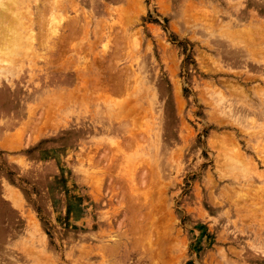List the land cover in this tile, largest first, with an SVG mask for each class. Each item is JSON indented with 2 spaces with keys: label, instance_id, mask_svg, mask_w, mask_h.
Masks as SVG:
<instances>
[{
  "label": "rangeland",
  "instance_id": "1",
  "mask_svg": "<svg viewBox=\"0 0 264 264\" xmlns=\"http://www.w3.org/2000/svg\"><path fill=\"white\" fill-rule=\"evenodd\" d=\"M262 34L264 0H0V264H264Z\"/></svg>",
  "mask_w": 264,
  "mask_h": 264
},
{
  "label": "bare ground",
  "instance_id": "2",
  "mask_svg": "<svg viewBox=\"0 0 264 264\" xmlns=\"http://www.w3.org/2000/svg\"><path fill=\"white\" fill-rule=\"evenodd\" d=\"M12 22H13V21H12ZM14 24H15V23H14ZM10 25H11V24H10ZM12 25H13V24H12ZM72 31H73V30H72ZM250 31H251V30H250ZM252 31H253V29H252ZM260 31H261V30H260ZM251 33H252V32H251ZM256 33H257V32H256ZM257 35H258V34H257ZM262 35H263V34H262ZM263 36H264V35H263ZM65 39H66V38H65ZM252 39H253V38H252ZM262 39H264V38H262ZM254 41H255V40H254ZM262 41H263V40H262ZM262 41H261V43H262ZM14 44H15V43H14ZM251 49H253V48H251ZM248 50H250V49H248ZM248 50H247V52H248ZM257 50H259V48H258ZM259 51H260V50H259ZM241 52H243V50H242ZM244 52H246V51L244 50ZM250 52H251V51H250ZM250 52H249V53H250ZM252 52H253V50H252ZM254 52H255V54H256V53H259V52H256V51H254ZM254 52H253V53H254ZM263 53H264V52H262V54H263ZM241 54H242V53H241ZM250 54H251V53H250ZM250 54H248V55L250 56ZM255 54H253V55L256 56ZM253 55H251V56L254 57ZM243 56H244V55H243ZM257 56H258V55H257ZM260 56H261V55H260ZM260 56H259V57H260ZM256 58H257V57H256ZM263 59H264V58H263ZM87 60H88V59H87ZM261 61H262V60H261ZM84 62H86V60H84ZM87 62H88V61H87ZM244 65H245V64H244ZM82 67H83V66H82ZM84 67H85V66H84ZM260 67H261V66H260ZM76 68H77V67H76ZM89 77H90V76H89ZM261 79H262V78H261ZM75 80H76V79H75ZM263 80H264V78H263ZM262 82H263V81H262ZM77 85H78V84H77ZM100 85H101V84H100ZM100 85H99V87H100ZM96 86H98V85L96 84L95 87H96ZM73 87L75 88V85H73ZM99 87H97V89H98ZM101 87H102V86H101ZM258 87H259V86H258ZM104 88H105V87H104ZM259 88L261 89L262 87H259ZM93 89H94V88H93ZM101 89H102V88H101ZM107 89H108V88H107ZM99 90H100V89H99ZM229 90H230V89H229ZM247 90H248V89H247ZM263 90H264V89H263ZM93 91H94V90H93ZM105 91H106V90H105ZM105 91L102 92V91L100 90L99 93H101V92L104 93ZM238 91H239V90H238ZM238 91H237V92H238ZM242 91H243V90H242V88H241V90H240L239 92H242ZM244 91H245V90H244ZM256 91H257V90H256ZM97 92H98V91H97ZM232 92H233V91H232ZM259 92L261 93V92H263V91H262V90H261V91L259 90ZM259 92H258V94H259ZM219 94H220V93H219ZM222 94H223V93H222ZM238 94H239V93H238ZM245 94H247V93H245ZM253 94H256V93H253ZM258 94H257V95H258ZM223 95H224V94H223ZM236 95H237V94H236ZM243 95H244V93H243ZM243 95L241 94V96H243ZM233 96H234V95H233ZM241 96H238V97H241ZM250 96H251V95H250ZM243 97H245V96H243ZM252 97H253V96H252ZM258 97H259V99H260V95H259ZM229 98H230V97H229ZM239 99H240V98H239ZM246 99H249V98L246 97ZM250 99H251V98H250ZM252 99H253V98H252ZM238 101H240V100H238ZM243 101H244V100H243ZM243 101H242V102H243ZM242 102H241V103H242ZM250 102H251V100H250ZM259 102H260V101H259ZM228 103H229V101H228ZM242 104H244V105L246 106V104H245L244 102H243ZM256 104H257V103H256ZM232 105H233V103H232ZM238 105H239V104H238ZM249 105H251V104H249ZM249 105H248V106H249ZM252 105H253V104H252ZM254 105H255V104H254ZM257 105H258V104H257ZM227 106H228V105H227ZM236 106H237V104H236ZM239 107H240V106H239ZM242 107H243V106H242ZM252 107L255 109L254 106H252ZM261 107H262V106H261ZM258 108H259V107H258ZM251 109H252V108H251ZM263 109H264V108H263ZM242 110H243V109H242ZM249 110H250V109H249ZM255 110H257V109H255ZM237 111H238V110H237ZM238 112H239V111H238ZM258 112H259V109H258ZM231 114H233V113H231ZM241 114H242V113H241ZM234 115H235V114H234ZM242 115H243V114H242ZM237 116H238V115H235L236 118H237ZM249 116H250V115H249ZM252 116H253V115H252ZM263 116H264V115H263ZM235 117H234V120H235ZM240 117H241V116H240ZM246 117H248V116H246ZM232 118H233V117H232ZM263 118H264V117H263ZM237 119H238V118H237ZM254 119H255V118H254ZM247 120H248V119H247ZM250 120H252V119L250 118L248 121H250ZM255 120H256V119H255ZM245 122H246V121H245ZM252 122H253V121H252ZM259 122H260V121H259ZM261 124H262V123H261ZM135 142H136V141H135ZM131 143H132V142H131ZM129 144H130V143H129ZM262 151H263V150H262ZM239 157H240V156H239ZM245 159H246V158H245ZM132 161H133V160H132ZM243 161H244V160H243ZM239 162H240V161H239ZM244 162H245V161H244ZM250 162H251V161H250ZM134 163H135V162H134ZM134 163H133V164H134ZM240 163H241V162H240ZM252 163H253V162H252ZM250 164H251V163H250ZM130 166H132V165H130ZM127 167H128V166H127ZM129 168H130V167H129ZM129 168H128V169H129ZM239 168H240V167H239ZM131 169H133V168H131ZM127 171H128V170H127ZM242 172H243V171H242ZM131 175H132V174H131ZM131 177H132V176H131ZM129 179H130V178H129ZM238 194H239V192H238Z\"/></svg>",
  "mask_w": 264,
  "mask_h": 264
}]
</instances>
